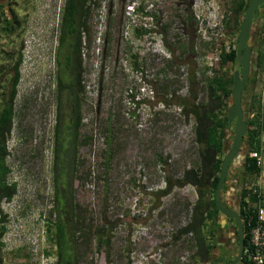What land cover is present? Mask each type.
<instances>
[{"label": "rangeland", "instance_id": "rangeland-1", "mask_svg": "<svg viewBox=\"0 0 264 264\" xmlns=\"http://www.w3.org/2000/svg\"><path fill=\"white\" fill-rule=\"evenodd\" d=\"M234 1L191 0L196 23L179 29L175 8L180 7L178 4L183 3L182 0H99L100 8L93 13L90 23L92 44L84 51L86 97L83 115L85 131L92 136V142L79 152L86 160L83 172L91 169L98 175L97 165L106 150V135L101 126L106 124L111 110L121 117L116 123L115 158L107 197L95 184L94 174L90 178L92 185L91 181L84 187L75 185L76 202L85 206L96 223L101 221L105 205V220L113 228L110 251L95 248L83 264H107V254L110 256L108 264H128V260L131 264L191 263L185 238L175 242L173 236L188 221L187 208L196 202L197 192L191 186L175 188L163 197L157 192L165 189L167 177L178 178L197 160L193 122L184 121L174 107L170 108L169 115L151 118L154 110L161 106L154 95H160L161 88L167 84L184 96L185 74L194 65L200 80H204L203 73L207 79L215 73L230 76L239 70L237 65L230 63L224 68L220 66L222 50L230 52L238 46L240 31L231 11ZM17 2L14 10L22 27L16 35L0 40V65H13L22 56L16 100L18 116L9 141L11 156L8 159L12 169L9 182L17 185V195L3 204L8 216L3 258L4 264H56L57 250L50 239L54 230L50 236L47 222H54L56 218L52 212V144L57 112L58 26L64 0ZM136 8H142L144 13L149 10L161 13L164 20L156 25ZM108 14L111 16V37L104 43ZM230 17L231 24L227 27L226 20ZM170 20L172 26L165 33L164 24ZM253 23L250 46L259 38V30L264 40V11ZM136 29L154 32L138 36ZM159 32H163V36ZM177 36L195 46V53L184 58L187 63L182 67L167 64L173 55L165 47V39L175 49V62L183 60L179 57ZM134 56L138 57V68L133 63ZM59 59L62 63L63 58ZM103 70L105 78L102 81ZM253 92L264 95L263 69H258V82L249 93ZM232 128L227 151L234 139V123ZM262 141V173L247 187H259L264 192V133ZM157 156L169 157V164L156 162ZM244 156L242 152L240 160L234 161L235 173L241 169ZM234 183V180L229 182L230 188L225 195L230 202L233 196H238L239 187L236 189ZM105 199H108L107 204H104ZM232 205L236 209L233 202ZM231 226L225 233L236 241L234 231H229L234 228ZM234 249L236 252L237 243Z\"/></svg>", "mask_w": 264, "mask_h": 264}, {"label": "trees", "instance_id": "trees-1", "mask_svg": "<svg viewBox=\"0 0 264 264\" xmlns=\"http://www.w3.org/2000/svg\"><path fill=\"white\" fill-rule=\"evenodd\" d=\"M181 1V0H177ZM183 7H176L175 16L179 29L184 25H195L196 20L192 14L188 0H182ZM251 0H236L233 2L231 11L237 18L236 25L241 32L243 20L245 19L247 8ZM179 3V2H177ZM180 4V3H179ZM178 4V5H179ZM100 8L99 0H64V5L60 12L59 36H58V75H57V112L55 116V126L53 131L52 152L54 156V196L52 212L55 214V221L47 222V232L54 241L56 247V264H83L86 257L96 250L104 248L111 249L112 227L105 220L106 207L103 206L101 221L95 222L91 213L81 207L76 202L75 185L86 186L92 174L95 175L94 182L107 197L110 188L109 175L114 166L113 146L118 133L116 123H119L121 115L111 110L107 122L102 125V132L106 135V150L103 152L102 161L97 165L96 173L88 170L83 172L86 160L80 157L79 152L82 147L91 145L92 136L85 131L83 107L86 95L84 51L91 47V29L93 13ZM135 9V7H134ZM142 11V8H136ZM264 11L261 6L255 19ZM146 17H150L156 25L164 20L161 13L146 11ZM5 22L1 23L0 40L2 37H12L21 29L22 23L15 14L6 16ZM174 17V15H173ZM111 16H107L106 32L104 43L111 37ZM231 24V17L226 20V26ZM254 25V23H253ZM171 20L164 24V31L171 28ZM157 29V28H156ZM160 31V30H156ZM137 35L152 33L154 30L136 29ZM160 35L163 36V32ZM255 41L252 49V75L249 78L243 93V104L245 122L247 124V135L244 137V144L241 153L245 154L241 169L235 173L230 167L229 176L223 187L222 195H225L230 187L229 181H238L239 214L242 217L245 228V254L243 264H255L250 260L249 255L255 251L252 244V231L260 223L257 216L258 206H264V192L261 188H248V184L256 180L262 173V168L258 166V158L253 154L262 156L264 133V95L256 93L250 94L251 87H255L258 82V69L264 70V40L260 35ZM252 36V35H251ZM177 48L182 62H175V49L166 39L165 47L173 55L167 64L178 67L185 65L184 59L190 53H195L193 44L185 43L177 36ZM106 46L103 47V52ZM23 47L21 48V50ZM20 50V51H21ZM9 54V60H11ZM60 57L63 62H60ZM134 65L138 68V57L134 56ZM240 65L237 60V48L226 52L222 50L220 54V66L224 68L228 64ZM10 64V63H9ZM0 65V264H4L3 242L7 233L8 216L3 211V204L11 202L17 195V185L9 182L12 169L8 164L11 156L9 141L14 131L17 111L18 86L21 79L20 67L22 56L13 65ZM190 66V65H189ZM211 72V69L207 67ZM100 80H104V70ZM196 66L189 68L186 72L185 94L178 95L171 90L167 84L161 89L162 93L157 97L163 106L162 111H154L151 118L158 119L163 114L170 113V108H180V116L186 122H193L194 144L197 150V160L192 166L185 168L181 176L176 179L166 178L165 189L157 192V195L167 196L175 188L193 187L197 192V200L194 204L188 205L189 219L185 225L175 232L173 239L175 242L185 238L190 255V264H209L214 260V254L219 249V243L223 231L231 226L236 230V222L233 218L227 217L228 221L223 226V215L217 208L215 201V191L219 182L222 161L226 154L229 134L233 128L229 122L228 111L232 101V90L234 86V73H215L211 78H207L203 73L204 80L198 78ZM155 94V93H154ZM161 96V97H159ZM169 115V114H168ZM235 126V124H234ZM124 125L120 124V128ZM122 129V128H121ZM119 131H122V130ZM234 134V132H233ZM240 153V154H241ZM169 157L157 156L158 163L169 164ZM101 171V172H100ZM105 199L104 204H107ZM103 219V220H102ZM237 251L239 250V239L236 238ZM49 255V254H48ZM109 261V254H107ZM230 263V260L226 261ZM107 263V264H108ZM128 264L131 262L128 260Z\"/></svg>", "mask_w": 264, "mask_h": 264}, {"label": "water", "instance_id": "water-1", "mask_svg": "<svg viewBox=\"0 0 264 264\" xmlns=\"http://www.w3.org/2000/svg\"><path fill=\"white\" fill-rule=\"evenodd\" d=\"M264 5V0H251L243 21L237 46V60L240 69L234 72V86L232 90V103L228 111L230 124L234 126V139L231 149L222 161L219 182L215 191V201L219 211L226 217L233 218L236 222L234 237L239 239V251L231 264H240L245 253V228L241 216L233 210L223 199L222 190L226 184L230 171V165L237 158H240V149L244 144V137L247 135V124L245 122L243 93L249 78L252 75V49L250 46L253 21L258 9Z\"/></svg>", "mask_w": 264, "mask_h": 264}, {"label": "flooded vegetation", "instance_id": "flooded-vegetation-1", "mask_svg": "<svg viewBox=\"0 0 264 264\" xmlns=\"http://www.w3.org/2000/svg\"><path fill=\"white\" fill-rule=\"evenodd\" d=\"M188 2H189L190 7H191V0H188ZM17 3H18L17 0H0V24L3 23V22H5V20L7 18L6 17L7 15H9V14H11V15L12 14H15L14 6ZM179 5H180V7H182L183 6V3L180 2ZM0 28H1V25H0ZM238 160H240V158ZM233 163L230 166L232 168H233ZM234 181H235L234 187H236V189H237L238 181H236V180H234ZM223 199L231 207H233V205H232V202H233L236 205L235 206L236 207L235 210L236 211H239V203H240V200H239V198H238L237 195L232 197V201L231 202L228 201L226 198H223ZM227 221H228L227 217L225 219L223 218V220H222L223 226H225V224L227 223ZM229 231L230 232L231 231H235V229L233 228V230L231 229ZM223 232H224V234L222 233V235H224V236L226 235L225 236L226 238H223V237L221 238V241L219 243V249H217L215 251V254H214V260H212V262H210L209 264H231V262L238 255V251L239 250L235 252V249H234V245H235L236 241H233L231 238L227 237L228 234L225 233L226 230H224ZM57 260L58 259H56V261ZM227 260H230V263H227L226 262ZM242 262L240 264H243Z\"/></svg>", "mask_w": 264, "mask_h": 264}, {"label": "built area", "instance_id": "built-area-1", "mask_svg": "<svg viewBox=\"0 0 264 264\" xmlns=\"http://www.w3.org/2000/svg\"><path fill=\"white\" fill-rule=\"evenodd\" d=\"M160 108L163 109V106L162 105L158 106L156 110H159ZM176 110H178L180 113V108H176ZM253 156L258 158L259 166L263 165L260 155L253 154ZM260 214H261V219H264V209H260ZM261 231H264L261 225L253 231L255 235L254 242H255V245L258 247V250L253 255V260L255 261L254 262L255 264H264V253H263L264 252V233H262Z\"/></svg>", "mask_w": 264, "mask_h": 264}, {"label": "bare ground", "instance_id": "bare-ground-1", "mask_svg": "<svg viewBox=\"0 0 264 264\" xmlns=\"http://www.w3.org/2000/svg\"><path fill=\"white\" fill-rule=\"evenodd\" d=\"M240 150H241V149H240ZM240 153H241V152H240ZM240 153H239V154H240ZM232 163H233V162H232ZM232 163H231V164H232ZM230 166H231V165H230ZM258 166H259V165H258ZM259 167H260V166H259ZM228 176H229V175H228ZM165 177H166V174H165ZM165 177H164V178H165ZM230 207H231V206H230ZM231 208H232L233 210H235L233 207H231ZM260 209H264V206H261V205L258 206V211H257V216H258L259 223H260V225L262 226V228H263V230H264V219H261ZM218 210H219V209H218ZM235 211H236V210H235ZM236 212H238V211H236ZM220 213H221V212H220ZM238 213H239V212H238ZM221 214H222V213H221ZM222 215H223V214H222ZM239 215H240V214H239ZM223 217H224V219H225L226 217H229V216H226V217H225V216L223 215ZM230 218H231V217H230ZM241 218H242V217H241ZM242 221H243V220H242ZM260 225H259V226H260ZM259 226H258V227H259ZM255 229H256V228H255ZM255 229H254V230H255ZM254 230H253V231H254ZM253 231H252V244H253L254 247H255V251H254L253 253L248 254V255H249L250 260L253 261V263H254L255 261L253 260V255H254V254L256 253V251L258 250V247L255 245V242H254V240H255V239H254V238H255V235H254V232H253ZM261 232L264 233V231H261ZM263 253H264V252H263ZM244 254H245V253H244ZM251 254H252V255H251ZM242 261H243V260H242ZM242 261H241V262H242Z\"/></svg>", "mask_w": 264, "mask_h": 264}]
</instances>
